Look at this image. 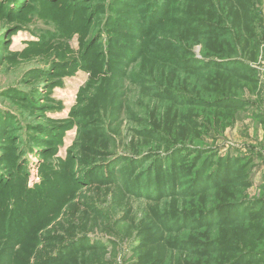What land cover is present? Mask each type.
Here are the masks:
<instances>
[{
    "label": "rangeland",
    "instance_id": "374dc122",
    "mask_svg": "<svg viewBox=\"0 0 264 264\" xmlns=\"http://www.w3.org/2000/svg\"><path fill=\"white\" fill-rule=\"evenodd\" d=\"M0 264H264V0H0Z\"/></svg>",
    "mask_w": 264,
    "mask_h": 264
},
{
    "label": "trees",
    "instance_id": "16d2710c",
    "mask_svg": "<svg viewBox=\"0 0 264 264\" xmlns=\"http://www.w3.org/2000/svg\"><path fill=\"white\" fill-rule=\"evenodd\" d=\"M202 183H203V181L200 182V184H202Z\"/></svg>",
    "mask_w": 264,
    "mask_h": 264
}]
</instances>
